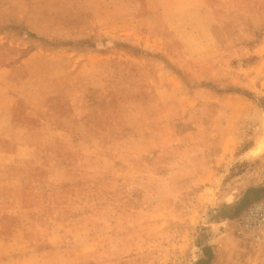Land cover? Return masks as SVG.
Here are the masks:
<instances>
[{"label":"rangeland","instance_id":"obj_1","mask_svg":"<svg viewBox=\"0 0 264 264\" xmlns=\"http://www.w3.org/2000/svg\"><path fill=\"white\" fill-rule=\"evenodd\" d=\"M88 1L108 22L107 35L73 41L68 34L0 25V32L26 36L49 53L90 50L102 54V59L98 55L93 60L65 56L59 64L63 81L59 91L82 101L87 84L106 81L104 97L118 103V114L134 138L125 145L119 143L116 159L109 161L106 177L119 178L121 187L101 206L85 210L97 230L86 231L91 238L83 239L88 242L84 257L73 264L83 259L82 264H264V231L252 232L243 226L246 211L264 202V115L247 119L248 126L242 128L255 137L222 165L218 130L211 124L217 114L215 105L199 109L196 101H205L208 93L235 94H219L235 86L253 94V98L238 95L264 113V0ZM11 2L15 0H0V6ZM59 3L64 2H37L40 6ZM229 51L235 56H217ZM218 63L225 64L226 70L206 76L219 71L214 68ZM181 67L190 72L184 73ZM97 89L99 97L102 91ZM23 91L32 102L46 100L47 90L40 82H27ZM31 109L29 113L37 117L35 107ZM86 110L84 105L83 113ZM114 115L115 108L108 113ZM183 116L203 132L205 152L197 160L188 151L189 139L180 123L185 121ZM10 133L14 139L0 135V264H21L20 259L11 258L16 247L17 255L22 249L20 234L18 243H8L2 233L1 226L7 229L4 211H11L19 190L31 187L29 182L43 172L21 161L12 150L21 143H44V139L25 129ZM60 145L58 141L53 146ZM46 203L53 205V201ZM27 215L15 213L13 225L18 233ZM79 238L75 232L73 242ZM41 242L31 264H52L58 250L44 239ZM75 245L71 255L82 251ZM65 257L66 252H61L57 260Z\"/></svg>","mask_w":264,"mask_h":264},{"label":"crops","instance_id":"obj_2","mask_svg":"<svg viewBox=\"0 0 264 264\" xmlns=\"http://www.w3.org/2000/svg\"><path fill=\"white\" fill-rule=\"evenodd\" d=\"M37 2L38 0H32L29 3L28 0L20 4V0H15L0 6V25L27 27L33 33L68 34L73 41L108 34V22L102 19V14H98L97 6H92L88 0H63L64 3H59L58 6H40ZM64 4L68 5L63 6ZM31 43L35 45L29 50ZM50 52L26 36L22 37L13 31L0 32V135L2 138L14 139L10 131L19 132L25 129L40 134L44 139V143H21L17 149L12 150L13 154L20 156L21 161L23 159L36 170L43 172L42 177L29 182L31 187L25 186L19 190L16 206L11 211H4L3 218H8H4L3 226L7 229L1 226L2 233L8 243H18L20 234L18 245L22 249L17 255L16 247L11 258L20 259L21 264H31L37 259L42 239L50 243L53 250H58V258L61 252H66L65 258L52 260V264H65L59 262L75 259L70 263L73 264L84 257L87 248L85 243L88 242L83 239L91 238V233L87 232L86 235V231L95 229L93 219L91 220L85 210L87 207L101 206L107 201L108 195L113 196L121 187L119 178L115 180L106 177L109 174V161L116 159L115 150L119 143L127 144L130 139L134 140L127 121L118 114V103L104 97L108 89L106 81L87 84L83 102L77 101L75 95L59 91L63 85L59 64L65 56L93 60L92 57L100 55L102 59L103 55L90 50L85 53ZM231 53L233 54L232 51L223 52L217 56L225 58L231 56ZM77 65L75 63L74 69ZM83 67L87 69L88 66L85 63ZM225 67V64L218 63L214 68L219 71L207 72L206 76L220 74L226 70ZM183 72L189 73L190 68L183 69ZM88 76L91 82V75ZM27 82H40L44 85L47 90L44 102H32V97L25 94L23 85ZM96 89L102 91L99 97ZM199 94L201 93L197 92ZM206 97L205 101L196 97V101L199 109L208 108V103L215 105L217 114L211 119V124L218 130L216 135L221 145L218 159L224 165L223 163L232 161V157L243 144L249 143L255 137L251 130L242 128L244 125L248 126L247 119L255 114L262 118L264 113L242 95L216 96L208 93ZM191 98L195 97H186ZM84 105H87L85 113ZM31 107H35L37 117L29 113ZM113 108L117 114L113 116L115 118L108 116ZM183 118L185 121L180 123L185 125L183 133L189 139L188 151L197 160L205 152L203 132L193 128L191 118ZM58 141L62 145L53 146ZM45 187L48 189L42 190ZM46 201H53V205ZM18 212L29 213V217H23L26 221L20 233L13 225L15 213ZM5 230H9L8 233ZM75 232L81 236L77 242H73ZM75 244L82 251L78 255H71L70 249Z\"/></svg>","mask_w":264,"mask_h":264},{"label":"built area","instance_id":"obj_3","mask_svg":"<svg viewBox=\"0 0 264 264\" xmlns=\"http://www.w3.org/2000/svg\"><path fill=\"white\" fill-rule=\"evenodd\" d=\"M243 223L248 231H264V202L250 207L246 211Z\"/></svg>","mask_w":264,"mask_h":264},{"label":"trees","instance_id":"obj_4","mask_svg":"<svg viewBox=\"0 0 264 264\" xmlns=\"http://www.w3.org/2000/svg\"><path fill=\"white\" fill-rule=\"evenodd\" d=\"M232 90H219V94H227V93H235V94H242L244 96H247L248 98H253V94L246 92L242 90L241 88H237L235 86H232Z\"/></svg>","mask_w":264,"mask_h":264}]
</instances>
